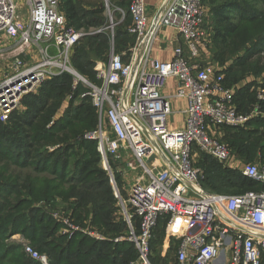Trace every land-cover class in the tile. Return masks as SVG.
Instances as JSON below:
<instances>
[{
	"label": "built area",
	"instance_id": "2783aa9c",
	"mask_svg": "<svg viewBox=\"0 0 264 264\" xmlns=\"http://www.w3.org/2000/svg\"><path fill=\"white\" fill-rule=\"evenodd\" d=\"M24 1L28 20L20 13L17 0H0V35L17 42L13 57L4 58L0 51V61L11 60L0 79V122H8L24 98L45 81L71 74L74 87L84 84L87 92L82 97L90 98L97 108L99 126L85 138L98 141L116 195L119 190L109 158L119 161L123 153H131L141 171L130 188L127 205L121 198L130 227L125 240L139 253L131 264H152L151 241L159 219L165 216L169 217L166 242L178 241L171 264H216L222 258L226 264H264V192L208 193L201 186L203 172L194 165V149L228 164L230 149L216 139L215 130L244 127L264 117V89L257 92L258 103L250 112H239L234 102L236 91L223 84V69L200 60L208 38L202 0H165L153 19L147 15L146 0H130L133 25L129 32L136 36L133 52L139 54L127 61L126 53L112 50L108 60L95 67L99 84L80 76L71 64L74 48L94 32L69 26L60 11L61 0ZM114 10L121 16L120 22L99 32L107 33L112 41L115 26L126 17L124 9ZM163 28H174L186 47L176 48L168 62L152 58ZM31 47L40 52L34 63L21 58ZM170 79L179 83L175 98L187 101L185 127L177 130L170 127L173 109L170 98L163 94ZM240 168L245 176L264 182V165ZM134 219L139 220V233ZM65 223L70 225L69 220ZM25 253L49 264L48 257L31 246L25 247Z\"/></svg>",
	"mask_w": 264,
	"mask_h": 264
},
{
	"label": "trees",
	"instance_id": "16d2710c",
	"mask_svg": "<svg viewBox=\"0 0 264 264\" xmlns=\"http://www.w3.org/2000/svg\"><path fill=\"white\" fill-rule=\"evenodd\" d=\"M257 2L264 6V0ZM202 4L212 10V53L214 60L222 66L241 53L245 49L244 44L252 36L263 34L244 50L245 53L236 59L228 71H223L224 86L233 87L234 73H253L256 76L264 74V22L262 17L256 16L257 5H250L248 0H223L220 3L218 0H202ZM112 5L114 9L119 7L126 11V21L123 25H117L119 28L116 29L114 38L115 51L129 56L136 44V36L129 32L133 25L129 14L130 0H118ZM60 11L65 15L68 25L78 30L107 25L104 0H61ZM119 17L121 18L120 15ZM247 22L253 28L242 29L240 24ZM207 25L206 21L205 27ZM109 38L107 33L87 36L74 48L71 58L73 68L92 83L99 84L95 64L109 57ZM124 59L127 60L128 57ZM74 86V78L69 73L47 80L35 93L24 98L23 111L21 109L15 112L6 123L0 122V164L4 165L0 172V264H41L26 257L21 246L9 242L8 237L15 234H22L29 239L40 254L48 256L49 264H131L139 258L135 245L128 240L120 243L98 242L77 234L71 240L60 237L58 242L53 241L61 226L50 220L44 211L37 210L33 205L35 200L30 198L33 196L39 201L54 203L51 199L58 192L59 186L68 185L71 187V195H78L84 205L92 206L91 210H86V206H83L84 211L78 215V223L82 224L88 214H93V222L109 229L114 237L129 227L125 221L126 225H114L117 211L114 206L119 201L115 197L108 172L99 167L102 157L98 141L85 138L86 134L97 130L99 126L97 108L90 98L82 97L87 92L84 84ZM252 87L249 84L236 91L234 102L239 112L248 113L258 103L257 92L260 89L254 92ZM69 97L70 103L64 117L49 126L57 110ZM262 108L264 110V103ZM86 128L89 131L84 136L81 135ZM14 131L19 136L15 140L19 145L9 148ZM218 132L220 137L215 136L216 139L224 142L231 153L241 150V156H246L248 164L264 165V118H255L244 127H220L215 130L217 135ZM57 144L62 146L50 152L49 148ZM81 152L84 154L81 155ZM194 153V165L203 172L201 186L206 192L223 195L264 192V182L223 166L210 155L196 149ZM111 162L112 168L117 170L119 164L115 168L113 159L109 158V163ZM11 165L21 170L32 169L34 178L12 173ZM70 165L72 169H69ZM93 171L98 172L99 183L97 182L96 188L87 179ZM48 174L59 179L60 184L50 178L40 179ZM120 176L115 174L118 189L119 185L122 186ZM21 183L27 190L19 191ZM39 183L43 184V190H37ZM25 205L30 206L29 209L21 211ZM168 221V216L161 217L154 231L150 256L152 264H171L175 260L178 246L175 239L171 241L168 256L160 254ZM139 224V220L134 219L136 233H139Z\"/></svg>",
	"mask_w": 264,
	"mask_h": 264
},
{
	"label": "rangeland",
	"instance_id": "374dc122",
	"mask_svg": "<svg viewBox=\"0 0 264 264\" xmlns=\"http://www.w3.org/2000/svg\"><path fill=\"white\" fill-rule=\"evenodd\" d=\"M115 1H118V0H104L105 6H106L105 16L107 17V23H106L107 25H105V26L111 25L112 23H118V22H120V19L121 18L115 12V10L113 8V5H112V3H114ZM220 1L223 2V0H218V3H220ZM248 1H249L250 5H254V4L257 5L256 11H255L256 16L262 17L263 18L262 21L264 22V6H263V4H260V2L258 3L257 0H248ZM251 1L254 2V4ZM211 13H212V10L209 7L208 8L206 7V17H207L206 18V21H207V24L208 25L205 28H206V31L208 33V38H206V45L203 47L200 60L204 64L207 63V64H212L214 66L215 65L216 66H219L220 68L223 69V71L226 72V71H228L230 69V67H232V64L236 61V59H238L242 54L245 53L244 50L247 47H249L259 36H261L263 34L261 33L259 35L252 36L246 42V44H244L245 49L241 53L237 54L230 61H228L226 65H223L222 66L217 61L214 60V54L212 53V51H213L212 49H213V45H214L213 44V31H212V27H213L214 24L212 23ZM125 21H126V19H124L118 25H123L122 23H124ZM249 23L250 22L242 23V24H240V26H241L242 29L250 30L251 28H253V26L251 24H249ZM116 27L117 26H115V28H114V30H115L114 33H116V29L119 28V27H117V28ZM101 29H102V27H98V28L91 27V28L85 29V32L86 33L94 32V36H97V35L101 34V33H99L101 31ZM110 41H111V43H110L111 49H110V52H109L108 56L110 55V53H111L112 50H116L115 49V42L112 41L111 39H110ZM136 45H137V40H136L135 46ZM129 54H131V53H129ZM125 57H128V54L127 53H126V56ZM107 58H103V59L97 61L96 64H95V67H96V65L98 63H101V62H104V61L108 60ZM1 66L2 65H0V71L3 72ZM79 75L82 76L81 74H79ZM232 76H233V79H234V82H233L234 85H233V87H229L230 89H234L235 91H237L238 89H242L243 87H245V86H247L249 84L253 85L252 88L255 89L254 92L258 91L259 89H264V74H261L259 76H256L253 73H240V74L234 73ZM82 77H84V76H82ZM73 78H74V76H73ZM74 81H75V78H74ZM251 92H252V90H251ZM70 98L71 97L67 98L64 101V103L62 104V106L57 110V112L55 113V115H54V117L52 119V122H51V124L49 126H52L54 123H57V122L61 121V119L65 115V111L69 107ZM20 110L23 111L24 110V107L22 106L20 108ZM171 120H172V124L174 125L177 121H180L181 120V116L180 115H175L174 118L171 119ZM103 126L105 128L108 127L107 126V120L105 118L103 119ZM83 131L84 132L81 135L84 136L85 133H87V131H89V129L86 128ZM215 136L216 137H219V135H217L216 133H215ZM11 138H12V140H10V147L9 148H16L19 145V142L18 141H15V140L16 139H19V136L15 133V131H14L13 135L11 136ZM61 146L62 145H60V144H57L55 146H52V147L49 148V151L50 152L55 151L56 149H59V147H61ZM241 152L242 151L240 150L238 153H233V152L231 153V150H230L231 159L229 160V163L236 162L239 166L247 165L249 162L246 160V156H243V157L241 156V155H243V154H241ZM74 154H76V151L74 152ZM83 154H84V152H81V155H83ZM122 160H119L118 161L116 159H113V163L115 164V168H116V165L118 166V164H120V162ZM133 160L136 162V159L135 158ZM126 163H127V161L123 160V166H125ZM229 163L226 164V165H223V166H228ZM110 165H112V162L110 163ZM123 166L120 167V171L121 172H119V171H117V170H115L113 168L115 174H117L119 176L121 175L120 178H121V183H122V186L119 185L120 188L118 189L119 191H117L118 195H116V192H114L115 197L119 201V203L116 202L115 203V206H114V208L117 209L116 215H115V220H114L115 221L114 222L115 223L114 225H116V226L123 224L124 221L128 224V222H127V216H126V213L124 211V207L122 205L121 198L124 199V201L126 202V205H127L128 200H129L130 188H131V185H130L131 180H129L127 178V176H124V173H123L124 167ZM99 167L102 170H106V166H105V163H104L103 160H102V164H100ZM3 168H4V165L3 164H0V172H1V170H3ZM69 169H72L71 168V165H70V168ZM10 170H11L12 173L22 174V175H24V177H27V178L28 177H33L34 178V172L32 171V169L21 170L19 167L11 165V169ZM236 170H238V171L241 172V168L240 169H237L236 168ZM92 173L93 174L91 176H89V178H87V179H88V182L94 188H96V187H98L97 182L99 181L98 172L93 171ZM69 175H70V172L68 174V177H69ZM43 177L45 179L46 178H50V180H54L56 184H58V185L60 184V180L59 179H57L56 177L53 178L49 174L48 175H45V176H41L40 179L42 180ZM39 184L40 185L38 186V189L37 190H40V189L43 190V188H42L43 187L42 186L43 184H41V183H39ZM61 186H64V187L61 188ZM61 186H59L58 192H55L56 194H53V196H52L54 198L51 199V200H53L54 203H50V202H46V201H39L37 198H35L33 196L30 197V198H32V199L35 200V202H34L33 205H34V207L37 210L44 211V213L49 217L50 220L54 221L55 223H57V224H59L61 226V228H59L56 231L55 237L53 238L55 240H53V241L58 242V239H61V238L62 239H65V240H71V239L75 238L77 234H82V235L88 237L89 239H92L93 241H98V242L100 241V242L120 243V242L126 241L125 239L128 237V234L130 232L129 231L130 230L129 229L130 227H128L124 232L120 233L118 236L114 237L113 235H111V232L109 231V229H104V228L100 227L99 225H96V223L93 222V218H94L93 217V214H88V217H85L84 216L85 218L82 221V224L81 223H78L77 222L78 221V215L80 214L81 211H84L83 206H86V210H91L92 209V206H91V204L84 205L83 201L80 200V198L78 197V195H74V194L71 195L70 194V189H71L70 186H68V185H61ZM24 190H27V188L26 187L24 188L23 184L21 183L20 188H19V191L22 192ZM101 190H103V189L101 188ZM27 201H29V200H27ZM29 207L30 206L25 205V206H23V208L21 209V211H27L29 209ZM120 209H121V211H120ZM33 210H35V209L33 208ZM128 211L130 213L129 207H128ZM84 215H86V213H84ZM65 220H69V223H70V225L73 228L70 227V225L66 224L65 223ZM121 237H123L124 240L118 241V239H120ZM153 238H154V236H153ZM8 239H9V242H12L13 244H16V245L21 246L22 247L21 249H23V251L21 250L22 253L23 252L25 253V247L26 246H31L34 249L36 247L35 245H32V243L30 242V240L27 239L22 234L11 235L10 237H8ZM49 239L52 241V239H51L50 236H49ZM164 240H165L164 241V245L161 248L160 254H161V256H164L165 257V256H168V253H169L168 251L171 248V241L168 244L166 242V237H165ZM42 255L47 256L46 254H42ZM25 256L27 257V255H25ZM136 261L137 260H135L134 262H136Z\"/></svg>",
	"mask_w": 264,
	"mask_h": 264
},
{
	"label": "crops",
	"instance_id": "0c3cea01",
	"mask_svg": "<svg viewBox=\"0 0 264 264\" xmlns=\"http://www.w3.org/2000/svg\"><path fill=\"white\" fill-rule=\"evenodd\" d=\"M20 13L23 15V17L28 20L29 19V11L28 8L25 5L24 0H17ZM165 0H146V7H147V15L150 19L155 18L163 3ZM185 47V44L183 40L178 35L177 31L174 28H163L160 33L158 34L157 41L155 43V46L152 51V58L157 59L162 62H168L171 61L174 58V52L175 49L178 47ZM17 49V42L11 39L8 35H1L0 36V51L3 53L4 58H10L13 57L17 52L15 51ZM133 49L130 50V55L128 56L127 61L132 59L133 55H138V53L133 52ZM54 49H52L53 51ZM136 53V54H135ZM124 54V53H123ZM22 59L26 60L27 62H37L40 59V52L38 47H31L26 50V52L21 56ZM204 64V63H203ZM0 65H2L3 72L0 71V79L3 77V75L8 72L7 69L11 66V60H5L0 61ZM207 65V63H205ZM179 83L176 79H170L163 90V94L170 98L173 114L170 117V127L173 130L182 129L185 127V109L187 108V101L182 99L175 98L176 92L178 90ZM175 115H180L181 120L177 121L174 125L172 124V120ZM259 118V117H258ZM264 118V117H261ZM218 135L220 137V132H218ZM131 153H123L122 159L127 161L126 165L123 166V160L120 162L117 170L120 171V167H124L123 173L124 176H127L129 180H131L130 185L132 186L141 175V171L136 167L137 163L133 160V155L131 156ZM133 158V159H132ZM131 165V166H129ZM239 165L236 162H231L230 166L231 168L235 169ZM226 259L222 258L220 259L216 264H226Z\"/></svg>",
	"mask_w": 264,
	"mask_h": 264
}]
</instances>
